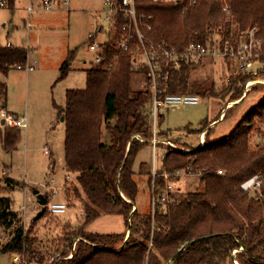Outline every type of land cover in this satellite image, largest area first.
I'll return each mask as SVG.
<instances>
[{
	"label": "trees",
	"instance_id": "obj_1",
	"mask_svg": "<svg viewBox=\"0 0 264 264\" xmlns=\"http://www.w3.org/2000/svg\"><path fill=\"white\" fill-rule=\"evenodd\" d=\"M229 7L230 13L225 14L212 0H199L196 6H190L188 0L184 4L136 0L139 16L151 25L150 30L143 29L144 34L171 48L182 51L190 42L213 43L215 31L221 36L220 44H236L241 33L255 28L264 50V0H229ZM125 22L120 18L115 25L120 28ZM101 50L102 63L86 70V88L68 90L59 113L65 124V163L68 171L77 175V195L82 198L85 219L83 230L66 240L62 252L68 254L81 238L72 259L54 264H234L233 260L237 264H264V143L256 149L250 147L257 126L264 140V98L222 140L210 142L207 128L201 129L204 145L194 149L195 145L182 144L170 131L159 130V113L154 135L153 125L142 111L153 95L148 68L135 71L132 56L119 51L115 40L104 43ZM116 55L118 64L109 69L107 64ZM27 57L25 48L0 46V73L6 75L14 66H26ZM196 68L184 60L180 70L164 66L159 97H216L213 84L192 80ZM68 70L66 65L64 77ZM137 73L143 75L146 89L133 88ZM256 75L228 78L223 95L231 96L230 103L245 100L244 85L261 80ZM3 94L5 86L0 81V96ZM19 129H5L3 143L7 149L19 141ZM154 139L158 141L156 150L166 149L163 167L158 170L155 164V179L153 166L146 163H141L138 172L149 177L151 191L161 199L166 188L163 174L181 170L198 175L204 189L171 193L175 202L163 207L158 204L154 214H142L136 207L139 186L133 166L145 146L154 147ZM219 170L224 174H218ZM256 175L263 178L258 199L255 193L242 189V184ZM13 183L6 178V193L0 195V227L4 229L20 222L8 195L15 191ZM103 214L122 216L126 231L106 234L84 230ZM33 244L31 230L25 232L19 226L1 253L25 256L28 262L24 264H32L36 254Z\"/></svg>",
	"mask_w": 264,
	"mask_h": 264
},
{
	"label": "rangeland",
	"instance_id": "obj_2",
	"mask_svg": "<svg viewBox=\"0 0 264 264\" xmlns=\"http://www.w3.org/2000/svg\"><path fill=\"white\" fill-rule=\"evenodd\" d=\"M44 1L0 0V4L5 3L3 7L0 5V46L6 47L11 43L28 51L23 70L14 66L6 75L0 73V81L5 86V95L0 96V195L6 193L3 190L6 178H11L15 191L7 194L13 200V208L20 219L10 229L0 227V264H14L16 257L19 259L15 264L28 262L25 256L1 253L2 246L12 239L19 226L25 232L31 230L36 252L32 264H50L49 257L56 252H64L66 240L83 230L85 219L83 201L77 195V189H80L77 175L68 171L65 163V124L59 113L65 106L68 90L86 88V70L95 64V53L89 47V34L98 26H103L108 32L105 21L108 7L106 0H50L51 8L46 9ZM106 39L108 37L104 33L99 34L97 40L104 42ZM220 39V34L215 31L214 42H220ZM261 49V63L255 65L256 76L261 80L253 81L248 88L244 85L245 100L230 103L231 96L223 95L228 78L238 77L232 64L220 59L205 60L192 72V80L209 86L213 84L216 97L202 98L198 105L160 109L159 130L170 131L171 136L182 144L195 145L194 149L199 146V131L204 127L209 131L210 142L229 135L264 98V86H254L264 84V50ZM139 60L137 58L135 64H140ZM66 65L69 70L64 77ZM30 66L32 70H28ZM132 85L134 89L142 90L146 89L147 83L143 75L137 73ZM227 105L229 108L226 109ZM5 108L14 118L27 119V127L19 129L20 139L12 149H7L3 143L5 129L16 128L2 124ZM142 111L144 117L152 122V96ZM222 112L224 116L219 119ZM257 129L252 134L251 149L264 143ZM202 140L204 143V137ZM165 153V148H158L154 154L153 146L147 145L135 159L133 169L139 186L136 207L142 214L151 212L152 191L149 177L138 174L140 165L146 163L152 167L155 161L157 169L161 170ZM187 173L179 171L180 177L174 186L176 194L204 189L198 175ZM54 188L58 192L53 195ZM39 196L46 198L45 206L41 205ZM49 202L67 204V212L59 217L51 215L47 207ZM43 210V217L35 221L34 218ZM84 230L124 233L126 222L122 216L103 214Z\"/></svg>",
	"mask_w": 264,
	"mask_h": 264
},
{
	"label": "built area",
	"instance_id": "obj_3",
	"mask_svg": "<svg viewBox=\"0 0 264 264\" xmlns=\"http://www.w3.org/2000/svg\"><path fill=\"white\" fill-rule=\"evenodd\" d=\"M155 2H160L162 4H184L187 0H153ZM190 6H196L199 3V0H188ZM218 3L222 12L225 14L230 13L229 0H212ZM108 9L106 10L105 21L108 25V32H105L104 27L100 26L96 29L95 32L89 34V47L90 50L95 53V65L101 64L103 61L102 47L104 43H107L111 40H115L117 44V49L121 52L128 53L132 56L134 60V67H138L134 70H139L142 66H145L149 70V76L151 78V89L153 92L152 95V105H153V117L151 124L153 125L154 135L157 132V119L160 109H169L170 107H178L183 105H198L201 98L193 94H168L163 98L159 97V86L160 78L163 76L164 66H172L174 69L180 70L182 67L183 60L186 63L192 65H199L205 60H225L232 64L233 69L238 75L247 74V73H256L255 65L260 63L261 57V47L263 45L262 39H257L256 33L257 29H251L244 33H241L240 40L236 44H231L226 42L220 44L219 42L202 44L198 42H190L184 50L180 51L176 48L169 47L165 42H156L151 38H148L143 29H151V25L146 22L145 17H140L136 9V0H106ZM1 7L5 6V3L0 4ZM44 8H51V1L45 0L43 2ZM32 10V8H29ZM124 19L126 22L120 27H116L117 19ZM106 34L108 39L104 42H99L98 35ZM140 59V64H135L136 59ZM119 61V55H116L107 65L109 69L114 68ZM26 68V67H25ZM24 68V69H25ZM17 69L23 70V66H17ZM33 67H28V70H32ZM165 78L167 75L164 76ZM249 81L246 83V88L249 87ZM255 83V82H254ZM2 118L4 124L7 123L12 127L25 128L27 127V119L14 118L10 110L5 108L2 111ZM201 137H204L202 135ZM158 141L153 140V150L154 154L156 152L155 144ZM204 144L203 140H199L198 145ZM45 154H49L48 151H45ZM155 161L153 163V179L156 178L155 170ZM188 174V173H187ZM218 174H224L222 170L218 171ZM164 180L166 181L165 192L162 195L161 199L154 194L152 191V200H151V211L154 214L155 209L158 204L163 207L166 203L175 202L172 194L174 192V186L177 182V178L180 177L179 171L172 174H163ZM177 179V180H176ZM263 178L261 175H256L251 179L247 180L242 184V189L244 192L255 193V198L260 197V191L262 187ZM52 182H54L52 180ZM57 189L52 190V194H56ZM52 195V196H53ZM48 211L51 215L58 216L65 214L67 212L68 206L65 203L49 202ZM136 207H134L135 209ZM128 239V238H127ZM76 242L73 243L72 249L69 255H63L62 253H54L51 255L50 264L60 262L63 260H70L73 257L74 250L76 248ZM18 257L16 260L18 262ZM14 260V264L16 263ZM235 261V260H234ZM236 262V261H235Z\"/></svg>",
	"mask_w": 264,
	"mask_h": 264
},
{
	"label": "water",
	"instance_id": "obj_4",
	"mask_svg": "<svg viewBox=\"0 0 264 264\" xmlns=\"http://www.w3.org/2000/svg\"><path fill=\"white\" fill-rule=\"evenodd\" d=\"M63 122H64V117H62V119H61ZM2 124L4 125V122L2 121ZM39 201H40V203H41V205H43V206H45L46 205V198L45 197H43V196H39ZM136 209V208H135ZM40 215H41V213L38 215V216H36L35 218H34V220L36 221V220H38L39 219V217H40ZM202 239H204V238H202ZM182 251V250H181ZM180 253V252H179ZM179 253H177L174 257H173V260L172 261H174L177 257H178V255H179ZM233 262L235 263V264H237V262H235L234 260H233Z\"/></svg>",
	"mask_w": 264,
	"mask_h": 264
},
{
	"label": "crops",
	"instance_id": "obj_5",
	"mask_svg": "<svg viewBox=\"0 0 264 264\" xmlns=\"http://www.w3.org/2000/svg\"><path fill=\"white\" fill-rule=\"evenodd\" d=\"M98 27H99V26H98ZM98 27H97V28H98ZM7 46H13V47H14V45L11 44V43H8ZM262 83H264V82H262ZM245 94H246V93H245ZM229 105H230V104H229ZM230 106H231V105H230ZM227 108H229V106H227L226 109H227ZM226 109H225V110H226ZM223 116H224V112L221 113L220 118H222ZM201 138L203 139V137H201ZM200 140H201V139H200Z\"/></svg>",
	"mask_w": 264,
	"mask_h": 264
},
{
	"label": "bare ground",
	"instance_id": "obj_6",
	"mask_svg": "<svg viewBox=\"0 0 264 264\" xmlns=\"http://www.w3.org/2000/svg\"><path fill=\"white\" fill-rule=\"evenodd\" d=\"M264 82V81H263ZM252 84V83H251Z\"/></svg>",
	"mask_w": 264,
	"mask_h": 264
}]
</instances>
